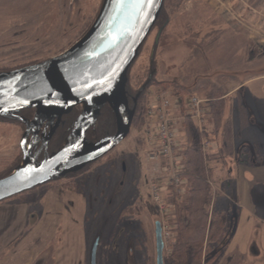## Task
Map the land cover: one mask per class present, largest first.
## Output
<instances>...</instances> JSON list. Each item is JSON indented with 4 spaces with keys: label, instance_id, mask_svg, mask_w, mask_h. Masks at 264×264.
Returning <instances> with one entry per match:
<instances>
[{
    "label": "rangeland",
    "instance_id": "374dc122",
    "mask_svg": "<svg viewBox=\"0 0 264 264\" xmlns=\"http://www.w3.org/2000/svg\"><path fill=\"white\" fill-rule=\"evenodd\" d=\"M51 1L55 0H0V70L16 69L44 61L70 48L89 30L104 0H56L54 7H51ZM228 2L234 3L233 0H226L225 4L228 5ZM205 6L208 7L196 0H167L164 17L160 23L156 22L157 25L141 47L138 57L129 70L127 87L133 97V100L130 99V107H137V111L128 137L98 161L81 170L82 174L79 172L80 175L74 176L73 180L65 178L50 182L2 201L4 204L28 201L26 204L30 208V215L25 226V234L35 225V219L42 217L48 189L59 186L58 189L68 188L74 191L73 193H76L75 189H77L76 191L81 190L85 196L82 228L86 229L89 240L87 248L89 260L91 245L99 231L103 233L99 264H156L155 220L165 217L169 238L164 250V260L165 264H175L172 257L177 241L174 229V216L177 214L175 204L183 201V197L182 200L170 198V195L168 198L165 197V202L170 205L166 215L160 212V205L152 197L153 182L165 191L166 179L161 175L163 172L154 171L157 164L149 161L147 155V136L144 131L150 94L161 90L175 92L177 89L172 86L175 84L183 87V90L178 91L179 95L197 93L205 96L206 90L213 89L216 90L217 97L227 94L229 99H227L224 120L226 118V127H231L236 156L238 155L241 162H250L253 158L252 153L243 149V144L248 141L251 142L247 144L261 142V149L264 151V78H256L249 81L246 87H238L241 83L264 74V52L260 55L261 49L251 44L253 51L245 62L244 49H240L238 41L233 39L232 34L234 31H243L246 28L245 24L231 20L230 14L223 11L224 5H216L218 11L211 8L212 12ZM162 27L163 32L158 37ZM217 29L226 30L224 33L215 32L214 30ZM193 31L198 37L221 32L216 40L218 48H215L209 57L206 53L208 47H202L204 54H200L196 49L185 45V41L193 35ZM206 60L209 61L207 65ZM152 61L157 71L151 83L134 102L152 70ZM205 81L208 83H203ZM79 107H74L66 115L75 116L81 110ZM105 107H108L106 110L111 119L114 118L113 126L103 133H94L99 123L98 118L96 124L90 128V130L94 128L92 135L90 134L93 141L116 131L114 113L109 105H105L103 109ZM32 114H34L33 109L24 111V116ZM248 114L252 117L245 118ZM245 121L248 122L246 127H244ZM258 122L261 125H258ZM176 129L180 142L185 143L186 134L182 126L178 124ZM250 131L253 133L246 134ZM24 132L23 122L0 117V178L10 174L21 164L20 139ZM214 136L216 138V135ZM67 137L59 139L52 148L55 150L61 143L65 144ZM211 141L212 147L217 146V141L219 142L218 137ZM262 154L259 156H263ZM218 155L215 158H218ZM230 157L233 156H226L228 159ZM234 184L232 183L231 188H234ZM254 187L257 188L256 185ZM230 194L233 200H238L234 193ZM233 200L232 205H234ZM219 201L223 202V200ZM256 211L260 212L259 209ZM33 214L35 218L32 217ZM237 216L238 214L233 216L231 232L224 241L228 246L227 251L235 249L230 238ZM60 231L59 235L63 238L64 227ZM241 231L244 233L243 228ZM254 231H260L259 227ZM3 235L4 237L0 238L1 256L4 258L2 264H54L53 244L37 261L34 259L36 255L30 252V248H23V252L30 253L23 257L22 263H16L14 251L16 235L15 233L9 237L5 236V233ZM119 237H123L122 240H119ZM131 245L134 250H130L132 251L130 254L128 246ZM75 251L76 257H79L81 246H77ZM66 258L70 260L68 256ZM202 258L204 259V255ZM251 260V257H246L249 264H262L259 258L253 259L252 263ZM71 264L78 263L74 261ZM212 264H224V258ZM241 264L246 263L243 261Z\"/></svg>",
    "mask_w": 264,
    "mask_h": 264
},
{
    "label": "water",
    "instance_id": "95a60500",
    "mask_svg": "<svg viewBox=\"0 0 264 264\" xmlns=\"http://www.w3.org/2000/svg\"><path fill=\"white\" fill-rule=\"evenodd\" d=\"M164 0H152L141 8L138 0H104L89 30L70 48L52 58L9 71H0V117L25 124L20 139L22 162L0 178V202L14 195L76 173L96 162L119 145L130 133L135 116L126 85L128 71L139 55L162 11ZM153 69L140 88L135 102L150 84ZM105 105L116 119V131L92 141L87 132ZM81 112L65 144L42 159L34 152L44 123L56 125L74 107ZM34 109L32 119L21 112ZM156 264L164 262V240L159 220L155 223ZM100 238L90 253V264H98Z\"/></svg>",
    "mask_w": 264,
    "mask_h": 264
},
{
    "label": "crops",
    "instance_id": "0c3cea01",
    "mask_svg": "<svg viewBox=\"0 0 264 264\" xmlns=\"http://www.w3.org/2000/svg\"><path fill=\"white\" fill-rule=\"evenodd\" d=\"M196 1L202 5H207L211 12L212 9L218 11L215 8L216 5L220 4L221 6L226 3V0ZM236 1L240 2L239 0ZM242 1H244L243 5L241 2L240 4L228 2V4L232 8L235 6L234 9L237 12L239 11L238 14L247 26L243 31H234L232 33L233 39L238 41L240 49H244L245 62H247L248 55L253 51L251 44H255L261 49L260 55L264 52V0ZM256 78H264V74L251 78L241 83L238 87H246L249 81ZM248 117L252 116L248 114L245 118ZM259 124L261 125L260 122H258ZM246 126H248V122L245 121L244 127ZM251 132L253 133V131H250L246 134H252ZM247 143L243 144V149H247L252 153L253 158L250 159V162H241L238 155L230 157V159L219 156L215 158L217 155L214 156L213 153L215 151L211 150L208 152L210 154L208 163L214 170L212 180L214 181L215 189L220 193V198L223 200V205L231 221L233 216L238 214L230 238L235 249L232 251H227L226 249L227 253L241 255L243 257L242 261L246 264H249L246 261L248 256L252 258L251 263L253 259L259 258V261L264 264V151L261 149V142ZM260 154L263 156H259ZM232 183H235L234 188H231ZM255 185L257 188L254 187ZM58 187L56 186L46 191L45 196L47 199L43 215L35 219V225L26 234L24 233L25 226L30 215V208L26 204L28 201L14 204L0 203V238L4 237L3 233L7 237L15 233L14 244H16L14 251L16 263H22L23 257L30 252L36 255L34 259L37 261L42 253L53 244L55 248L54 264H71L74 261L78 264H89V254L87 252L89 240L86 229L82 228L83 206H86L85 196L81 190L76 191L77 189H75L76 193H73L74 191L72 192L68 188H62L63 190H61ZM230 189L238 197L237 201L233 200ZM231 199L234 201V205H232ZM255 209H259L260 212ZM32 217L35 218V214ZM62 227H64L63 238L59 235L61 233L59 230ZM256 227H259L260 231L255 232L254 229ZM242 228L244 233L241 231ZM0 244L2 243L0 242ZM77 246H81L79 257H76L75 254ZM23 248H30L31 251L23 252ZM1 253L2 250L0 248V264L3 263L4 259ZM67 256L70 260H67Z\"/></svg>",
    "mask_w": 264,
    "mask_h": 264
},
{
    "label": "trees",
    "instance_id": "16d2710c",
    "mask_svg": "<svg viewBox=\"0 0 264 264\" xmlns=\"http://www.w3.org/2000/svg\"><path fill=\"white\" fill-rule=\"evenodd\" d=\"M166 3L167 0H164L157 24L161 22L165 15ZM206 8L208 9V7ZM225 30L217 29L214 31L224 33ZM215 32L198 37L193 31V35L187 38L185 45L188 48L196 49L200 54H204L202 53V47L206 46L208 47L206 53L209 57L214 49L218 48L216 40L220 37L221 32L218 34ZM206 62L207 65L209 61L206 60ZM9 70L12 69H2L0 71ZM172 86L177 89L175 92L170 90L172 95H179L178 91L183 90V87L177 84ZM215 91V89L212 91L206 90L204 93L205 96L211 98L208 103L210 107L208 124L212 128V133L216 135V138L218 137L219 157L235 156L236 149L231 127H226V118L224 120L228 100L224 94L217 97ZM106 108L108 107L103 109L99 117L98 126L94 130L96 134L103 133L107 128L113 126L114 118L111 119ZM183 125L187 141V147L184 150L187 187L183 201H178L175 204L177 214L174 216V229L177 234V241L174 245L172 257L175 264H212L214 262L218 263L222 258H224V264H241L243 262L241 255H231L226 251L227 244L224 241L230 232L231 219L223 202L219 201L221 200L220 193L215 192L210 184L214 170L208 163L209 157L206 158L207 156L202 149V141L208 136V132H201L193 120L187 119ZM93 129H91L92 131L89 130L88 137H90V134L92 135ZM62 136L63 131L59 132L57 138L61 139ZM170 198H175V196ZM217 214L220 216L218 217ZM204 249H206L205 252ZM203 255L204 259L202 258Z\"/></svg>",
    "mask_w": 264,
    "mask_h": 264
},
{
    "label": "built area",
    "instance_id": "2783aa9c",
    "mask_svg": "<svg viewBox=\"0 0 264 264\" xmlns=\"http://www.w3.org/2000/svg\"><path fill=\"white\" fill-rule=\"evenodd\" d=\"M209 99L192 95L185 100L186 117L195 119L201 130L205 123L207 113V104ZM182 101L172 100L165 93H157L149 102L147 117V135L150 143L148 150V159L157 161L161 158L166 160L165 172L169 179V183L175 186L177 192H181L184 178L181 174L183 167L179 151L181 150L178 142V131L175 127L182 116H177L176 112L181 111ZM185 118V117H184ZM209 143H204L206 148ZM153 197L160 205V210L164 213L168 210V206L164 200L163 194L156 185L152 186ZM168 225L164 224V238L167 241L169 232Z\"/></svg>",
    "mask_w": 264,
    "mask_h": 264
},
{
    "label": "flooded vegetation",
    "instance_id": "af4514ba",
    "mask_svg": "<svg viewBox=\"0 0 264 264\" xmlns=\"http://www.w3.org/2000/svg\"><path fill=\"white\" fill-rule=\"evenodd\" d=\"M166 24H164L165 26ZM163 27L160 29V32L162 33L163 32ZM160 33V34H161ZM155 51V50H154ZM153 59V57H152ZM151 59V60H152ZM151 66H152V70L154 69L153 68V61L151 62ZM128 82H127V86H128ZM127 89V95H128V98H129V105H130V99L133 100V97H132V93H130V91L128 90V87L126 88ZM82 109V107L80 106L79 109ZM81 112V110H80ZM76 113L75 116H73L74 114L72 115H64L61 119V121L56 125V123L54 124H47V123H44L41 128L39 129V134L37 137H34V139H32V135H30L29 137V141H35V146H34V152L40 150L43 146V143L45 140H47L48 142V145H47V148L46 147H43V149L41 150L40 152V155H39V159H42L47 151L48 154H51L57 150H59L64 144L61 143V145L59 147H57V149H53L52 146L56 145L58 140L57 136L59 134V132L63 131V137H67V135H69L70 131L72 130L73 128V124H74V121L76 120L77 116L79 115V113ZM21 115L24 116V111L21 112ZM34 116V114L32 115H27L25 117L29 118V119H32ZM90 138V137H89ZM65 139V138H64ZM92 141L94 139L90 138ZM64 143V141H63ZM74 175H71V174H68V176L66 177V179H70L71 177H73ZM97 238L99 237L100 238V245H101V242H102V239H103V233L102 232H97ZM123 237H119L118 239L119 240H122ZM96 240V239H95ZM130 250H134V247L131 245V246H128V251L130 252ZM132 253V251L130 252V254Z\"/></svg>",
    "mask_w": 264,
    "mask_h": 264
},
{
    "label": "snow or ice",
    "instance_id": "6c2138e0",
    "mask_svg": "<svg viewBox=\"0 0 264 264\" xmlns=\"http://www.w3.org/2000/svg\"><path fill=\"white\" fill-rule=\"evenodd\" d=\"M138 3L141 8H144L151 4L152 0H138Z\"/></svg>",
    "mask_w": 264,
    "mask_h": 264
},
{
    "label": "bare ground",
    "instance_id": "6f19581e",
    "mask_svg": "<svg viewBox=\"0 0 264 264\" xmlns=\"http://www.w3.org/2000/svg\"><path fill=\"white\" fill-rule=\"evenodd\" d=\"M55 2H56V0L50 2L51 7H54ZM39 3H41V2H39Z\"/></svg>",
    "mask_w": 264,
    "mask_h": 264
}]
</instances>
